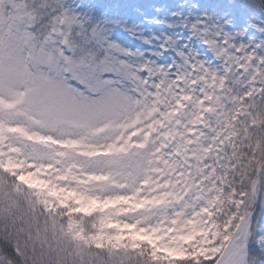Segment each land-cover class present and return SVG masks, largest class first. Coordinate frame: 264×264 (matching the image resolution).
Masks as SVG:
<instances>
[{
    "label": "snow or ice",
    "instance_id": "1",
    "mask_svg": "<svg viewBox=\"0 0 264 264\" xmlns=\"http://www.w3.org/2000/svg\"><path fill=\"white\" fill-rule=\"evenodd\" d=\"M0 264H264V0H0Z\"/></svg>",
    "mask_w": 264,
    "mask_h": 264
}]
</instances>
